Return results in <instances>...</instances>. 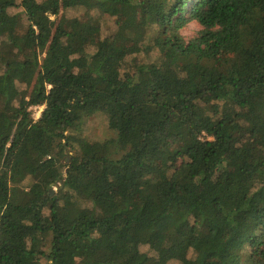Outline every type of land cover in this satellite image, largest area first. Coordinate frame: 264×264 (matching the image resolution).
<instances>
[{
	"label": "trees",
	"instance_id": "1",
	"mask_svg": "<svg viewBox=\"0 0 264 264\" xmlns=\"http://www.w3.org/2000/svg\"><path fill=\"white\" fill-rule=\"evenodd\" d=\"M173 262L264 264V0H0V264Z\"/></svg>",
	"mask_w": 264,
	"mask_h": 264
},
{
	"label": "rangeland",
	"instance_id": "2",
	"mask_svg": "<svg viewBox=\"0 0 264 264\" xmlns=\"http://www.w3.org/2000/svg\"><path fill=\"white\" fill-rule=\"evenodd\" d=\"M83 8H71L67 10H61L59 16H78L83 14ZM107 28L112 27V20L110 19ZM199 25L195 22H191L187 24L183 29L182 33L187 37H192L195 35L197 30H199ZM156 57V52L151 54V58ZM22 87L25 88L23 85ZM33 116L35 119L40 117L41 112L43 110V106H35L32 108ZM83 132L91 139L97 140H105L108 138H112L115 136V132L109 127L108 117L106 114L96 113L88 117L83 124ZM64 163V162H63ZM54 192L56 187H54ZM143 250H148L149 247L147 245L142 247ZM172 264H178L177 262H173Z\"/></svg>",
	"mask_w": 264,
	"mask_h": 264
}]
</instances>
